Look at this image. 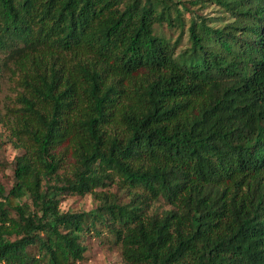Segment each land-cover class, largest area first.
<instances>
[{"label": "trees", "instance_id": "trees-1", "mask_svg": "<svg viewBox=\"0 0 264 264\" xmlns=\"http://www.w3.org/2000/svg\"><path fill=\"white\" fill-rule=\"evenodd\" d=\"M200 1L231 20L185 26L175 0H0L19 149L0 264H72L91 230L125 264H264V0ZM66 193L97 203L63 209Z\"/></svg>", "mask_w": 264, "mask_h": 264}, {"label": "rangeland", "instance_id": "rangeland-1", "mask_svg": "<svg viewBox=\"0 0 264 264\" xmlns=\"http://www.w3.org/2000/svg\"><path fill=\"white\" fill-rule=\"evenodd\" d=\"M179 7L183 10V15L186 19V25H188L191 17L197 18V15L203 14L212 25L222 26L227 21L231 20L229 13L220 6L201 2L200 0H175ZM188 8L185 9L183 5ZM157 30L163 31L167 36L175 39L179 34V28H169L166 24H156ZM189 45L188 31L184 28L181 38L178 44V51ZM16 88L14 81L9 76V71L4 72L0 82V181L9 188L14 182L13 173V158L19 149L15 148L10 141H8L7 134L8 128L2 122L3 114L10 113V107L15 103ZM111 189L115 190L112 186ZM25 197L16 198L9 196L8 201L10 204H15L24 200ZM97 201L89 193L77 194L66 193L61 199L60 205L63 209L89 210L95 207ZM161 201L157 202L160 205ZM84 242L87 246L82 259L76 260L72 264H125L122 261L119 247L112 242L111 236L106 232L100 233L94 230L86 231L84 234Z\"/></svg>", "mask_w": 264, "mask_h": 264}]
</instances>
